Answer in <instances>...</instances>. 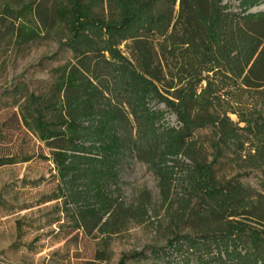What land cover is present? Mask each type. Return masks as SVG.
<instances>
[{
  "label": "trees",
  "instance_id": "16d2710c",
  "mask_svg": "<svg viewBox=\"0 0 264 264\" xmlns=\"http://www.w3.org/2000/svg\"><path fill=\"white\" fill-rule=\"evenodd\" d=\"M92 1L59 3L61 21L74 17L65 44L74 60L62 68L52 95L30 93L20 111L22 126L51 150L58 198L74 229L98 211L117 214L120 207L113 205L107 187L116 182L126 157L148 163L167 198L177 164L167 161L182 156L192 165L190 187L203 204L191 215L201 226L194 236L176 234L170 250H215L220 260L222 253L228 256L221 251L227 235L236 231H245L251 241H264V186L255 192L237 183H218L212 169L225 151L237 165L264 169V12L226 14L216 9L214 0H120V18L103 22L93 13ZM28 11L26 4L24 13ZM128 40L136 65L112 56L115 46ZM154 41L165 66L174 60L168 73L180 87L169 95L173 99L166 97L169 87L159 86L161 65L150 62ZM151 101L173 111L181 127L160 126L164 112L150 108ZM204 128L215 138L209 164L198 162L192 138L196 129ZM10 163L0 158V166ZM151 253L159 260L169 254ZM141 258L146 256H129Z\"/></svg>",
  "mask_w": 264,
  "mask_h": 264
},
{
  "label": "rangeland",
  "instance_id": "374dc122",
  "mask_svg": "<svg viewBox=\"0 0 264 264\" xmlns=\"http://www.w3.org/2000/svg\"><path fill=\"white\" fill-rule=\"evenodd\" d=\"M62 1L0 0V158L13 162L0 166V264H123L124 259V264H164L167 259L171 264H264V241H251L245 231L227 235L221 251L228 256L222 253L220 260L215 250L206 254L201 249L182 254L170 250L169 241L176 234L194 236L201 226L191 215L203 204L190 187L192 165L182 156L176 162L167 161V165L177 163L167 198L162 197L158 173L145 161L126 157L116 182L107 187L113 205L120 207L117 214L111 217L98 211L88 223L74 229L65 215L63 199L58 198L51 150L22 126L20 117L26 96L52 95L62 68L74 60L65 44L75 21L73 15L64 22L58 18L56 10ZM214 1L216 9L226 14L264 12V0ZM26 4L30 11L25 14ZM91 8L103 22L119 19L124 10L120 0H94ZM177 13L178 3L174 15ZM156 42L150 48V62L161 65L159 86L169 87L166 97L173 99L169 95L180 87L168 73L174 60L169 59V67L165 66ZM115 47L114 58H129L135 64L131 40ZM101 54L109 56L108 52ZM149 107L164 112L160 126L181 127L176 114L163 103L151 101ZM231 119L236 121L235 116ZM192 138L198 162H212L215 138L211 129H196ZM26 158L27 162H21ZM230 159L225 151L213 165L215 181L261 192L264 169H248ZM226 213L224 217L229 216ZM161 250L169 253L163 260L151 253ZM135 253L146 258L129 259Z\"/></svg>",
  "mask_w": 264,
  "mask_h": 264
}]
</instances>
